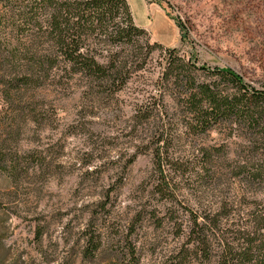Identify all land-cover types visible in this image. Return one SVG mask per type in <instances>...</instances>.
Wrapping results in <instances>:
<instances>
[{
    "label": "trees",
    "instance_id": "obj_1",
    "mask_svg": "<svg viewBox=\"0 0 264 264\" xmlns=\"http://www.w3.org/2000/svg\"><path fill=\"white\" fill-rule=\"evenodd\" d=\"M148 36L128 0H0V264H21L9 243V218L15 212L10 210L54 162L46 150L21 145L23 129L45 116L36 95L48 85L67 88L79 81L89 101L110 100L126 88L133 70L146 66L152 49L163 48L149 45ZM165 51L159 83L171 92L175 106L165 103L162 92L154 102L137 105L132 117L136 131L149 126L144 148L154 155L153 180L142 191L146 202L133 211L113 249L102 230L111 214L108 191L106 201L89 212L82 232L84 259L95 262L109 242L114 257L108 264H141L139 235L150 221L156 230L169 226L178 242L159 264H264V198L210 200L225 176V146L197 148L188 158L177 155L185 138L226 123L243 125L264 139V90L230 67H198L177 48ZM258 142L247 146L245 159L231 169L249 187L264 183V143ZM185 190L194 198L186 199ZM38 229L40 240L43 230Z\"/></svg>",
    "mask_w": 264,
    "mask_h": 264
},
{
    "label": "rangeland",
    "instance_id": "obj_2",
    "mask_svg": "<svg viewBox=\"0 0 264 264\" xmlns=\"http://www.w3.org/2000/svg\"><path fill=\"white\" fill-rule=\"evenodd\" d=\"M128 1L136 23L149 32V45L161 43L163 48L150 47L146 66L133 70L126 88L110 100L89 101L82 93L86 86L79 81L67 88L48 85L36 95L45 116L23 129L21 145L46 150L54 162L48 174L35 177L30 193L27 189L20 204L10 210L15 212L9 218V243L21 255V264H108L114 257L109 244L113 242L115 249L133 211L146 202L147 193L142 191L155 172L152 150L144 148L149 126L140 125L136 131L135 108L154 102L162 92L165 103L175 106L171 92L159 83L167 64L165 48H177L198 67H230L251 86L264 90V0ZM199 76L205 79L201 72ZM257 139L258 145L264 143L243 125L226 123L185 138L177 155L188 158L197 148L224 145L225 176L215 184L210 200H262L264 183L249 187L231 170ZM134 153L136 159L127 165ZM110 190L107 209L111 214L102 227L110 243L95 262L87 261L82 232L90 223L89 212L106 201ZM184 197L194 198L189 190ZM38 228L43 230L40 240ZM139 237L141 264H159L178 243L169 226L156 230L150 221L144 223Z\"/></svg>",
    "mask_w": 264,
    "mask_h": 264
}]
</instances>
